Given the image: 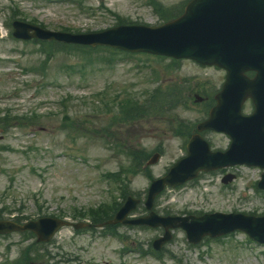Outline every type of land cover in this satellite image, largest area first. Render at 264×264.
Returning <instances> with one entry per match:
<instances>
[{
    "label": "rangeland",
    "instance_id": "374dc122",
    "mask_svg": "<svg viewBox=\"0 0 264 264\" xmlns=\"http://www.w3.org/2000/svg\"><path fill=\"white\" fill-rule=\"evenodd\" d=\"M157 1L170 7L183 0ZM12 8L17 18L52 31L102 30L115 25L114 14L148 24L161 21L146 0H0V112L11 111L23 117L36 112L40 117L36 126L15 123L4 133L0 130V209L4 218L15 216L27 221L60 216L74 221L76 209L95 207L117 195L103 174L115 172L127 163L121 154L125 148L143 147L151 154L156 148L157 152L162 150L160 159L149 166L154 178L184 154L183 139L170 126L180 120L195 124L204 118V104L193 102L192 95L203 88L208 94L218 89L224 79L222 70L183 60L177 69L165 73L163 66L169 60L146 56L104 65L94 59L92 65L80 69L83 57L75 51L55 52L47 59L38 44L10 36L12 28L7 23ZM39 65L42 72L37 69ZM152 68L158 71V79L150 75ZM184 79H189L186 86L192 92L187 94L188 109L178 107L116 125L108 129L114 132L113 137L100 131L111 119L102 111L93 112L97 105L94 93L105 87L140 93L161 82L165 83L161 86L172 81L186 83ZM66 97L71 100L64 105L61 102ZM251 109L248 102L244 111ZM65 113L83 125H75V129L63 127ZM203 135L213 148L229 144V138L222 133ZM116 140L124 146L119 148ZM71 153L81 159L71 157ZM229 171L236 174L231 186L221 183V172L205 173L195 183L166 189L155 199L154 209L179 215L234 210L263 214L264 193L254 187L261 170L236 166ZM149 182L142 174L132 178L130 190L142 203ZM134 214L143 215L145 211L139 209ZM78 220L91 221L85 216L75 221ZM141 227L119 226L117 231L124 235L125 242L63 227L41 246L35 243V237L11 233L0 237V264H24L13 261L23 247L30 256L25 264H264V247L246 241L241 232L192 245L181 228L173 230L171 240L162 247L163 258H157L150 252L151 242L162 234V229ZM125 243L134 249L122 252Z\"/></svg>",
    "mask_w": 264,
    "mask_h": 264
},
{
    "label": "water",
    "instance_id": "95a60500",
    "mask_svg": "<svg viewBox=\"0 0 264 264\" xmlns=\"http://www.w3.org/2000/svg\"><path fill=\"white\" fill-rule=\"evenodd\" d=\"M261 1L264 2V0H194L182 18L159 30L107 31L82 39L88 43L108 42L126 47L138 45L176 56H191L204 63H217L227 67L230 74L218 96L219 104L213 110L211 120L201 127L215 129L227 127V132L234 139L231 149L227 152V164L247 162L264 167V129H259L255 124V120L263 117L264 101L258 92L257 81L248 84L242 77L243 70L257 69L261 72V78H264V71L258 66L259 56L264 57V3ZM15 27V35L21 37L32 35L46 37L37 29L33 34H29L28 30L32 27L23 23L17 22ZM54 36L59 37L57 34ZM246 95L254 98L257 112L252 117L243 118L239 115V109ZM189 149L190 154L186 161L191 163L192 168L207 157L205 148L196 139L189 145ZM162 182L161 180L153 185L148 201L151 202L154 193L161 188ZM261 185L264 186V175ZM131 207L132 205L122 208L117 218L123 220ZM263 222L264 219H256L247 224L236 225L264 241V230L261 229ZM45 223L49 225L41 227ZM56 223L54 220L44 219L38 223H28L25 227L41 228V232L48 237L58 227L59 224ZM5 230L6 228L0 226V231ZM197 231L204 233L209 230L196 229L194 233Z\"/></svg>",
    "mask_w": 264,
    "mask_h": 264
},
{
    "label": "trees",
    "instance_id": "16d2710c",
    "mask_svg": "<svg viewBox=\"0 0 264 264\" xmlns=\"http://www.w3.org/2000/svg\"><path fill=\"white\" fill-rule=\"evenodd\" d=\"M116 208H117V204L111 206V207L109 208V210H110V211H115ZM107 215H108V212H103L102 214H100V215H98V216H96L95 213H91V214H90V216L92 217V219H94L95 221H101V220H103V219L109 217V216H107Z\"/></svg>",
    "mask_w": 264,
    "mask_h": 264
}]
</instances>
